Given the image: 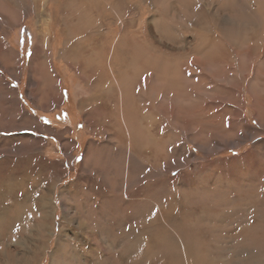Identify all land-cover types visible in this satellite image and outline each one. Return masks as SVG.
Instances as JSON below:
<instances>
[{
	"label": "rangeland",
	"instance_id": "obj_1",
	"mask_svg": "<svg viewBox=\"0 0 264 264\" xmlns=\"http://www.w3.org/2000/svg\"><path fill=\"white\" fill-rule=\"evenodd\" d=\"M86 22L96 23L85 31ZM65 28L84 43L80 63L61 58ZM94 30L105 40L98 58ZM176 66L178 88L156 80L158 97H144L149 78ZM111 82L113 94H101ZM130 86L137 127L148 111L159 124L151 152L138 156L145 163L129 155L121 102ZM85 95L92 126L80 112ZM118 109L122 148L114 131H94ZM167 132L180 142H158ZM50 193L52 232L34 214ZM14 199L25 203L23 221L5 223L0 264H118L120 251L130 264L121 249L134 237L137 263L152 239L143 224L162 212L164 229L153 231L177 243L183 264L208 251L225 264H264V0H0V209ZM209 229L229 238L211 240ZM157 261L141 264L169 259Z\"/></svg>",
	"mask_w": 264,
	"mask_h": 264
},
{
	"label": "bare ground",
	"instance_id": "obj_2",
	"mask_svg": "<svg viewBox=\"0 0 264 264\" xmlns=\"http://www.w3.org/2000/svg\"><path fill=\"white\" fill-rule=\"evenodd\" d=\"M81 3H82V1H81ZM95 8V7H94ZM74 23V22H73ZM87 23V22H86ZM96 23V22H95ZM95 23H92V22H88L87 24H85V25H83L82 26V29H84L85 31L88 29V28H90V27H92ZM233 24V23H232ZM234 25H236V24H234ZM74 27H76V28H79L80 27V25L79 24H76ZM71 28V27H70ZM80 29V28H79ZM69 30V28H65V29H63V32H64V34H65V40H64V43H63V47H62V49L65 47V49H64V51H63V53H62V59H65L66 58V60L67 61H71L72 60V62H77V63H80L79 61V59H83V57L85 56V54L83 53V52H81V50H82V46H83V42L78 38V39H76L77 37H78V34H76V35H72V34H70V32H67ZM47 33H48V35L51 37V35H50V30H48L47 31ZM74 39H76V41L72 44V46L70 47L69 45H70V43L74 40ZM104 41L105 40H103V38H102V33H100L98 30H94V31H92L90 34H89V43H90V46H91V51L96 55V57L98 58L99 57V53L101 52V50H102V44H104ZM98 42V43H97ZM61 49V50H62ZM60 50V51H61ZM80 50V51H79ZM17 53V52H16ZM93 54V55H94ZM18 55H19V53H18ZM35 55V54H34ZM92 55V56H93ZM65 57V58H64ZM88 57V56H87ZM75 58H78L77 60L75 59ZM90 59H91V57H89ZM96 58V59H97ZM171 62V61H170ZM244 62V61H243ZM97 63H98V61H97ZM96 63V64H97ZM171 63H173V62H171ZM170 63V64H171ZM154 64H157V66L156 67H154V69H156L157 71H160V65H161V62L160 61H155L154 62ZM177 68H178V66H176V70H172L171 72H169L168 71V69H169V67L168 68H166L165 70H163V71H161L160 73L162 74V79H161V77L159 76V74L160 73H157L156 75H153L151 78H149L148 80H147V84H148V87H147V92L145 93V95H144V97H147L149 94L152 96V97H154V98H157L158 97V95L157 94H155L154 92H153V90L152 89H154V87H153V85L152 84H154L153 82L154 81H156V80H159L160 82L161 81H163L164 83H166L168 86H170V87H173V88H178L179 87V82L178 81H180V79H179V75H178V72H177ZM175 69V68H174ZM150 70H151V68H150ZM147 71V70H146ZM149 71V70H148ZM168 71V72H167ZM143 74V73H142ZM141 75V74H140ZM230 85H231V83H230ZM95 86H97L96 84H95ZM162 87V86H161ZM232 87V86H231ZM250 87H252V89L253 90H255V87H254V84L252 83V86H250ZM130 88H131V90L129 89V87L127 88V90H126V92H125V103L124 102H121L122 103V115H123V121H124V125H125V127H126V129H127V133H128V145H129V147H130V149H131V152H130V159L132 160V159H134V158H136L137 157V160L141 163V162H143V163H145L146 161H144L142 158H140V157H138V156H140V155H142L143 153H144V151L145 152H151V151H148L149 149H150V145H147V144H145V142H149V143H151V141H153L154 140V138H155V136L153 135V131H151V128L156 124V125H159L157 122V118H156V116L154 117V113L153 112H150V111H148V113L143 117V124L141 123V126H139V128L137 127V124H136V122H135V120H134V118H133V114H134V110L132 109H130L129 108V106H128V104H127V99L130 97L129 95H130V91L132 92V87L130 86ZM129 89V90H128ZM171 90V89H170ZM149 93V94H148ZM185 93V92H184ZM101 94H109V95H112L113 94V85H112V82H111V84H110V86H109V88L107 89V90H105L104 89V85H102L101 86ZM183 94V93H182ZM186 94V93H185ZM257 95H258V93H257ZM185 96V95H184ZM188 97V96H187ZM85 98H87V95H85L84 96V98L82 99V101L80 102V112L81 111H84L85 112V115H86V117L88 118V120H89V125L90 126H92V117H94V116H92V112H93V108H91L90 110V112H87V111H89V110H87L88 109V105L89 104H85ZM104 98V97H103ZM175 99V98H174ZM184 99V98H183ZM100 100L101 99H99L98 97H94L93 98V104L94 103H98V102H100ZM106 101V104H101V106H102V109H103V105H105V110L107 111V106L109 105V104H111L112 103V97L110 96V99H109V101H107V100H105ZM176 101V100H175ZM182 102V101H181ZM180 102V103H181ZM154 105V104H153ZM178 105V104H177ZM100 106V105H99ZM160 108V107H159ZM180 108V107H179ZM104 110V111H105ZM183 110V109H182ZM105 111V112H106ZM96 114V113H95ZM121 115V110H120V112H119V109H118V111L117 112H115L113 115H112V117L110 118V119H112L109 123H108V125H105L104 123L102 124V126H100L99 125V127L100 128H104V130H102V131H100V130H98L99 129V127H98V129L96 128V129H94V131L97 133V132H107V134L110 132V131H114V138H117V139H120V137H121V139H120V141H119V144H120V146H121V148H122V146L124 145V139H123V134H124V130H123V128L122 127H120V125H119V123H118V120H117V116H120ZM107 116H108V114H107V112H106V118H107ZM239 118H242V117H240L239 116ZM100 120H102V119H100ZM94 122H96V121H94ZM101 122V121H100ZM235 122V121H234ZM242 122V121H241ZM243 122H245V121H243ZM99 123V122H98ZM236 123V122H235ZM96 124H97V122H96ZM237 125V124H236ZM145 129V130H144ZM144 133V132H146V135H145V137H146V141H144L143 142V136H142V133H141V131ZM168 133V135H167V138H165L164 140H157L158 142H165L166 144H168L169 142H170V137H171V141L173 140V143L175 144H177V143H179L180 142V140H178V139H175L176 138V135L175 134H173L172 132H167ZM110 134V133H109ZM147 135H149L150 136V138L151 139H149V138H147ZM113 137V136H112ZM175 139V140H174ZM183 144V143H182ZM229 145V144H228ZM215 148H217V147H215ZM210 151V150H209ZM260 155V154H259ZM246 156V155H245ZM142 159V160H141ZM137 161V162H138ZM157 162V161H156ZM155 162V163H156ZM131 163V162H130ZM156 164H158V163H156ZM136 166H137V164H136ZM2 168V167H1ZM16 169V168H15ZM17 170V169H16ZM13 172V171H12ZM156 172H158V171H156ZM17 173V172H16ZM158 175V174H157ZM9 176H10V174H9ZM18 176V175H17ZM12 177H13V175H12ZM162 177V176H161ZM160 177V178H161ZM17 179H18V177H16ZM82 178V177H81ZM9 179H11V177L9 178ZM8 179V181H9V183H10V181H12V179L11 180H9ZM13 179H14V177H13ZM83 179V178H82ZM15 180V179H14ZM19 180V179H18ZM162 180V179H161ZM5 182V180H3V182H2V184ZM161 182V181H160ZM15 183H17V182H15ZM157 185H158V183H157ZM19 186V185H18ZM2 188H5L4 187V185H2ZM52 188V187H51ZM130 191H132V190H130ZM139 191V190H138ZM81 192V191H80ZM19 194V193H18ZM78 193H76L75 194V196L77 195ZM44 196V195H43ZM75 196H73V197H75ZM16 197V196H15ZM11 198H12V196H11ZM74 199V198H73ZM42 200V199H41ZM77 200V197H75V199H74V202ZM131 200V199H130ZM44 201H46V202H44ZM13 203L15 204V207L13 208V209H0V243L2 242L3 243V239L2 238H4L5 237V235H6V230H5V223H9V221H14V220H16L17 219V223L18 224H20L19 222H18V220L19 219H21L20 221H23V216H21V214H19L18 212H17V209L18 208H20V210H23L24 209V204L22 205V204H20L19 202H17L16 201V199H14V201H13ZM51 204H52V196H51V193L49 194V197L47 198V197H45L44 199H43V202H42V204L37 208V210H36V212L34 213V214H36L38 211H43L44 213H45V216H41V219L42 220H45L46 221V223H43L42 224V229L44 230L45 228H50L49 226H50V224L52 223L51 222V219H52V221H53V218H52V216H51V214L49 215V213H48V209H50V211H52V208H51ZM143 204L144 203H141L140 205L138 204L137 205V211H140V209H142L144 206H143ZM11 208V207H10ZM19 211V210H18ZM19 214V215H17L16 217H15V214H17V213ZM30 212V211H29ZM144 212V211H143ZM146 212H148V210L146 211ZM168 213V212H167ZM159 214V216L158 217H160L161 218V216L163 215V214H165V213H158ZM169 214V213H168ZM49 216H51V218L49 217ZM144 216H146V214H143L141 217H144ZM8 217V218H7ZM15 217V218H14ZM156 218V220H152V221H150L149 223H147V222H145L144 224H143V226H144V228H145V230H146V232H148V233H150L151 234V241H150V244H149V246L146 248V251H145V254L142 256V261H140V262H137L136 263V256L137 255H135L134 256V254H137V252H138V248H140V245H139V239H137L136 237H134L133 239H135V241H134V243H131L130 245H123L122 246V249L121 250H130L129 251V254H131L132 253V260H131V262H130V264H141V263H143V262H146L147 260H151L152 262H154V260L155 261H157V260H159V261H162L163 259H169V262H168V264H183L184 263V260H186L185 258H184V255H183V253L179 250V248H178V245H177V243L174 241V244L173 245H175V246H173L172 248H171V246H172V244L170 245L169 243H173V241L172 242H170L169 240H173V239H171L169 236H166L167 235V233L166 232H163L162 230H160L159 232H158V234L160 235H158V234H155L154 233V229H164V228H160V227H158V225H157V223H158V221H159V218ZM14 218V219H13ZM74 218V217H73ZM79 218V217H78ZM13 219V220H12ZM99 220V219H98ZM145 221H146V218H145ZM25 222V221H24ZM48 222H50V223H48ZM22 223V222H21ZM27 223H28V221H27ZM166 223H167V221H166ZM244 223V222H243ZM246 223V222H245ZM16 224V223H15ZM82 224L84 225L85 224V222L83 223H81V224H79V227H81L82 226ZM114 226V225H113ZM169 226H170V223H169ZM15 227V226H14ZM13 227V228H14ZM24 227V226H23ZM205 227V226H204ZM211 227V226H210ZM8 228V227H7ZM26 228V227H25ZM28 228V227H27ZM256 228V227H255ZM51 229H53L52 228V224H51V228H50V230ZM40 230V229H39ZM49 230V232H52V230L50 231ZM167 230V229H166ZM176 230V229H175ZM210 231H211V235L209 236V238L210 237H212L211 238V240H213V239H215V238H221L220 236H222V237H224V239H222V240H225V239H228L229 237H228V234H221V232H219L221 235L219 236V234H217V232H216V230H218V229H216V230H214V229H209ZM221 229H219L218 231H220ZM241 230H243V229H241ZM33 231V230H32ZM41 231V230H40ZM136 231V229H134V231H133V236H135L134 235V232ZM180 231V230H179ZM209 231V232H210ZM223 231H225V230H223ZM242 232V234H237L236 236H239L238 238H241L242 240L248 235V231L246 230V229H244L243 231H241ZM251 232V231H250ZM258 232V231H257ZM260 232V231H259ZM258 232V233H259ZM31 233V232H30ZM175 233V232H174ZM177 233V232H176ZM182 233V232H181ZM235 233H236V231H235ZM256 233V232H255ZM254 234V233H253ZM31 235V234H30ZM34 235V234H33ZM39 235V234H38ZM185 235V234H184ZM7 236V235H6ZM186 236V235H185ZM255 236H257V235H255ZM254 236V237H255ZM250 237H251V235H250ZM165 238H168L169 240H167L166 239V242L164 243V241H165ZM192 238V237H191ZM236 238V237H235ZM27 239V238H26ZM158 239V240H157ZM251 239V238H250ZM252 239H253V237H252ZM251 239V240H252ZM255 239V238H254ZM154 240L155 241H159L160 243H161V247H159L160 249V251L158 252V253H155V243H154ZM210 240V241H211ZM216 240V239H215ZM240 240V239H239ZM241 240V241H242ZM248 240H249V238H248ZM27 241V240H26ZM191 241V240H190ZM29 242V241H28ZM31 242V241H30ZM189 242V241H188ZM188 242H187V245H188ZM121 243V242H120ZM168 243V244H167ZM191 243V242H190ZM208 243V242H207ZM30 244V243H29ZM183 244V243H182ZM193 244V243H192ZM31 245V244H30ZM37 245V244H36ZM169 245H170V247H169ZM34 246V245H33ZM137 246V249H135V252H132V250H134V248ZM23 247V246H22ZM37 247V246H36ZM124 248V249H123ZM170 248V249H169ZM25 249H27L26 248V245H25ZM158 249V248H157ZM187 249V248H186ZM192 249V248H191ZM29 250V249H28ZM202 252V251H201ZM36 254V253H35ZM189 254V253H188ZM63 255V254H62ZM121 255H123V253H121V251H120V254L116 257V258H118L117 259V261H116V263H118V264H128L125 260H124V256H122L121 257ZM218 254H214L212 251H208V253H204V257L206 258V259H204L203 257L201 258L202 259V261H198L199 263L200 262H202V264H210L209 263V260H211V261H215V260H219L218 262H221L222 264H225L226 262H229V260H226V259H223V257H222V254H219L218 255V257L219 258H212L211 256H214V257H216ZM37 256V255H36ZM131 256V255H130ZM24 257V256H23ZM233 257V256H232ZM133 258H135V259H133ZM200 258V257H199ZM231 258V257H230ZM61 259V258H60ZM33 260V259H32ZM31 260V261H32ZM53 260V259H52ZM114 260V259H113ZM116 260V259H115ZM115 260H114V262H115ZM66 261V260H65ZM255 261V260H254ZM27 262V264H28V262L29 261H26L25 260V263ZM158 262V261H157ZM12 263V262H11ZM149 263H151V262H149ZM199 263H197V262H195L194 264H199ZM213 263H215V262H213ZM256 263V262H255ZM15 264V263H14ZM153 264V263H152ZM250 264H253V263H250ZM256 264H260V263H256Z\"/></svg>",
	"mask_w": 264,
	"mask_h": 264
}]
</instances>
